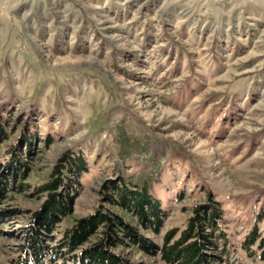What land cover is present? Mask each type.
Listing matches in <instances>:
<instances>
[{"label": "rangeland", "instance_id": "1", "mask_svg": "<svg viewBox=\"0 0 264 264\" xmlns=\"http://www.w3.org/2000/svg\"><path fill=\"white\" fill-rule=\"evenodd\" d=\"M0 114L32 164L0 200V264H17L34 186L66 154L86 164L74 217L150 171L165 214L148 237L181 231L209 191L240 264H264V0H0Z\"/></svg>", "mask_w": 264, "mask_h": 264}, {"label": "trees", "instance_id": "2", "mask_svg": "<svg viewBox=\"0 0 264 264\" xmlns=\"http://www.w3.org/2000/svg\"><path fill=\"white\" fill-rule=\"evenodd\" d=\"M14 124L0 114V200L29 187L32 164L20 143H10ZM28 134L25 129L20 139L30 155ZM85 170L82 155L66 154L34 186L41 202L27 210L17 264H135L131 259L136 254L158 256L163 264H240L238 249L223 228V209L209 191L204 189V198L192 206L184 228L167 231L158 243L147 236L159 234L165 214L152 194L156 175L140 170L126 176L123 171L118 182L102 185V202L93 213L74 217L72 200ZM54 236L58 241L52 244ZM259 238L254 228L240 246L246 250ZM263 244L264 237L259 239Z\"/></svg>", "mask_w": 264, "mask_h": 264}]
</instances>
